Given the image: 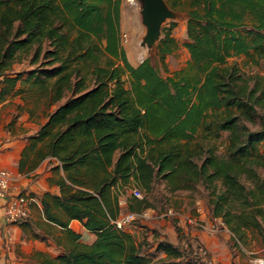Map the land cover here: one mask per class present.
<instances>
[{
	"label": "trees",
	"instance_id": "16d2710c",
	"mask_svg": "<svg viewBox=\"0 0 264 264\" xmlns=\"http://www.w3.org/2000/svg\"><path fill=\"white\" fill-rule=\"evenodd\" d=\"M167 1L187 10L185 46L194 75L181 70L164 77L149 58L136 66L129 61L120 39L121 0H0V101L18 92L21 81L52 93L53 102L70 94L28 136L20 171L57 158L54 168L62 167L66 179L59 180L61 195L45 194L52 200H43L46 215L63 226L79 220L96 234L92 243H76L37 264H206L194 254L201 245L196 239L189 238L186 249L181 241H160L157 250L166 256L155 258L113 225L121 191L140 188L145 196H129L127 210L142 212L158 183L173 193L202 185L212 216L237 239L245 244L249 230L264 235L258 172L264 154L257 145L264 128L243 139L239 124L263 97L228 64L233 56H264V0ZM170 43L166 33L161 53L171 52ZM26 60L34 67L14 68ZM205 127L231 132L228 158L190 146Z\"/></svg>",
	"mask_w": 264,
	"mask_h": 264
},
{
	"label": "crops",
	"instance_id": "0c3cea01",
	"mask_svg": "<svg viewBox=\"0 0 264 264\" xmlns=\"http://www.w3.org/2000/svg\"><path fill=\"white\" fill-rule=\"evenodd\" d=\"M10 100L11 97L0 101V110ZM11 117V115L8 116L7 120L0 124V168L8 169L12 173L14 190L30 196L32 203L28 219L18 223H9L4 216L6 200L0 197V264H37L45 257L56 258L64 254L76 243H92L96 239L95 232L84 227L82 235L77 239L71 229L73 220L68 226H63L50 220L46 215L43 200L46 199L48 202L52 200L45 194L61 195L59 180L66 179V173L62 167L54 168L60 165L59 160L55 157H47L36 168L27 172L20 171V160L28 144V136L35 134L39 127L47 121L48 116L35 127L32 126L27 116H20L15 129L9 130L5 125L11 121ZM162 184L170 192L165 183ZM125 191L127 192V189ZM125 191H121V211L118 217L127 210L126 204L129 196H126ZM170 193L175 194L176 192ZM194 200L192 199L191 203L192 212L191 210L186 212L183 206L180 209L181 212L173 214V208H178L176 200H170L166 195L164 202L155 205L148 199L151 205L147 210L152 213L151 217L142 220L140 225H127L123 230L133 235L137 244L142 246L144 254L151 255L150 252H153L159 254L158 258L166 256L164 252L157 250L160 241L165 240L177 244L192 238L209 250L215 264H253L249 255H241V249L227 227L221 232L213 233L188 223L187 219L191 215L199 220L205 219L204 202ZM51 213L62 222L66 223L69 220L65 212L59 208L52 207ZM232 239L233 246L230 244Z\"/></svg>",
	"mask_w": 264,
	"mask_h": 264
},
{
	"label": "rangeland",
	"instance_id": "374dc122",
	"mask_svg": "<svg viewBox=\"0 0 264 264\" xmlns=\"http://www.w3.org/2000/svg\"><path fill=\"white\" fill-rule=\"evenodd\" d=\"M120 7L121 46L125 49L128 59L133 65L136 66L143 60L149 58L151 59L154 66L158 69L160 74L164 77L174 76L181 70H186V72H190L191 75H194L195 70L192 71V67L188 64L191 55L188 48L185 46V43L189 41V17L185 7L181 5L175 7L171 6L173 9L178 11L177 17L169 18L163 23L160 40L152 49L143 47L141 45L147 28L142 21L141 4L139 0H121ZM166 33L170 34V38L174 40V43H170L172 48L171 52L163 54L160 51L159 44H161V41L164 39ZM228 64H236L239 67L241 73L244 74L245 78L249 79L251 87L258 88V93H260L263 97V102L256 106V111L251 114V118L244 119L241 117L239 121L241 129L240 135L243 136V139H245L244 133L259 131L264 128V56L259 57L257 54H254L253 56L245 54L233 56L228 59ZM32 67L34 66H32L27 60L14 66L16 70L31 69ZM87 82L90 86L93 85V83H91L89 80ZM18 88L20 90L14 93L12 96H9L8 98L11 97L10 102L0 110V124L5 122L8 116H12L11 121L5 125L9 130L15 129L16 123L20 116H27L28 120L34 127L41 124L48 114L52 112L59 104L64 102L70 95L68 94L59 102H53L52 93H44L38 88V86H35L32 83L21 81L18 83ZM235 113L239 115L238 111ZM209 120L211 121L212 118ZM230 137V131L224 130L216 134L205 127V129L201 128L195 138L191 140L190 146L193 149L203 151L204 155H207L208 151L212 150L217 155L228 158L230 156V146L232 145ZM240 144L241 143H237V145ZM257 145L259 153L264 154V141L259 142ZM197 161L201 163L202 158L197 159ZM258 172L264 179V168L260 166L258 168ZM162 185V183H158L157 187H155L153 191L148 194V199L151 201V203L155 205L160 204V202H164V198L167 195L170 200H176V205L178 208H173L174 214L176 212H181L180 209L183 206H185L184 210L186 212L189 210L192 212V199L202 200L205 204V219L201 221L205 224V230L210 231L211 227L215 225L219 229L218 232H221L225 227H227L225 224H222V218H215L212 216L210 205L208 203L207 191L205 190L204 186L198 185L196 189L189 191L184 190L176 192L175 194H171ZM131 190L132 188L127 189V192L125 193L126 196L132 195ZM143 195L145 196V193H143ZM194 218V215H191V217L188 218L189 220L187 219L188 223L195 225L190 221ZM142 220L144 219H139L131 225H140L142 224ZM262 223L264 226V219L262 220ZM195 226L201 228L198 225ZM233 243L234 241L232 239L230 241L231 246L234 245ZM244 247L256 251L263 250L264 235L249 230L247 232V239L245 241ZM240 253L241 255H246L242 250ZM150 254L155 258L159 257V254H154L153 252H150ZM213 262L215 264V261Z\"/></svg>",
	"mask_w": 264,
	"mask_h": 264
},
{
	"label": "built area",
	"instance_id": "2783aa9c",
	"mask_svg": "<svg viewBox=\"0 0 264 264\" xmlns=\"http://www.w3.org/2000/svg\"><path fill=\"white\" fill-rule=\"evenodd\" d=\"M126 37V35H125ZM132 195L138 198H143V191L138 188H132ZM0 197L6 200L4 216L7 222L9 223H18L20 221L26 220L30 216V205L32 199L30 196L25 195L21 192H16L13 187V175L12 173L5 168H0ZM172 212V211H170ZM152 213L147 209L142 212L136 211H126L122 216L113 219L112 223L118 229H123L127 225H131L139 219H148ZM72 221V220H71ZM195 225L200 226L202 229H205V224L199 219L190 220ZM224 224V222H222ZM71 229L77 235H82L84 231V225L81 221L73 219L71 223ZM210 231L217 233L219 229L217 226L213 225ZM232 236L237 244V246L249 255L252 259L253 264H264V249L262 251H256L252 249H247L244 247V244L237 239V237L232 233ZM183 248H188L187 240L181 241ZM194 254L206 264H214L213 259L210 255L209 250L204 245H199L195 248Z\"/></svg>",
	"mask_w": 264,
	"mask_h": 264
},
{
	"label": "water",
	"instance_id": "95a60500",
	"mask_svg": "<svg viewBox=\"0 0 264 264\" xmlns=\"http://www.w3.org/2000/svg\"><path fill=\"white\" fill-rule=\"evenodd\" d=\"M143 24L147 31L141 45L154 48L160 40L163 23L169 18H176L178 11L173 9L167 0H139Z\"/></svg>",
	"mask_w": 264,
	"mask_h": 264
}]
</instances>
